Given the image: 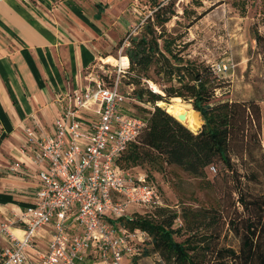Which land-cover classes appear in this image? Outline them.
Segmentation results:
<instances>
[{
  "label": "trees",
  "instance_id": "16d2710c",
  "mask_svg": "<svg viewBox=\"0 0 264 264\" xmlns=\"http://www.w3.org/2000/svg\"><path fill=\"white\" fill-rule=\"evenodd\" d=\"M159 9L127 38L123 51L129 62L124 79L132 89L126 95L138 103L146 97L152 110L141 109L144 117L131 114L143 119L146 128L117 164L151 172L176 167L204 181L208 189L215 187L221 171L209 181L207 169L222 166V200L205 208L182 207L179 212L166 205L134 211L132 221L120 223L146 232L149 241L140 247V256L148 254L149 245L164 264H264V195H254L248 187L249 182L260 183L251 163L257 167L255 151L264 157V102L221 99L218 75L205 63L183 56L186 46L177 45L181 36L165 29L171 16ZM255 40L260 46L261 37L256 35ZM149 82L161 93L141 87ZM171 99L191 105L202 121L199 131L189 130L156 105L170 104ZM259 167L264 170V159Z\"/></svg>",
  "mask_w": 264,
  "mask_h": 264
},
{
  "label": "built area",
  "instance_id": "2783aa9c",
  "mask_svg": "<svg viewBox=\"0 0 264 264\" xmlns=\"http://www.w3.org/2000/svg\"><path fill=\"white\" fill-rule=\"evenodd\" d=\"M121 59L111 82L102 62L101 74L95 66L84 72L83 89L57 99L62 107L52 134L36 125L21 128L22 164L38 187L30 205L0 223L8 242L0 264H125L149 241L146 232L120 223L132 221L134 211L164 207L145 173L117 164L146 128L143 119L124 112L134 100L120 90L129 67ZM15 225L23 227L22 238L11 232Z\"/></svg>",
  "mask_w": 264,
  "mask_h": 264
},
{
  "label": "crops",
  "instance_id": "0c3cea01",
  "mask_svg": "<svg viewBox=\"0 0 264 264\" xmlns=\"http://www.w3.org/2000/svg\"><path fill=\"white\" fill-rule=\"evenodd\" d=\"M138 2L0 0V223L30 205L38 187L22 164L21 128L53 133L62 107L57 99L83 89L84 72L97 65L102 51L144 22ZM11 232L22 238L23 227ZM7 244L0 236V250Z\"/></svg>",
  "mask_w": 264,
  "mask_h": 264
},
{
  "label": "rangeland",
  "instance_id": "374dc122",
  "mask_svg": "<svg viewBox=\"0 0 264 264\" xmlns=\"http://www.w3.org/2000/svg\"><path fill=\"white\" fill-rule=\"evenodd\" d=\"M136 7L139 11L138 19L144 20L143 26L159 8V12L164 13V16H171L170 21L165 24V29L169 33L181 36L177 45L186 46L183 52L185 58L203 62L215 70L223 84V89L220 91L221 99L252 100L262 105L264 102V0H139ZM183 10H186V13H183ZM171 12L174 15H171ZM198 16L201 18L195 20ZM138 19L136 26L140 22ZM136 28L131 29L130 36L136 35L142 26ZM256 35L261 37L260 46L255 40ZM126 39L127 36H124L111 48L104 49L101 59L95 63L97 65L94 71L101 74L102 70L98 68L104 62L102 60L107 57L113 59L104 62L103 66V71L110 77L109 82L112 81L117 70L115 66L117 63L113 61L119 63V58L125 57L123 51L128 43ZM119 42H122L121 46ZM150 85L155 86L159 91V87L150 82L143 83L141 87L153 91ZM129 89L126 78L121 79L122 93L129 94ZM145 100L146 97L140 103L127 101L124 105L125 113L139 117L146 116L145 112L140 110H152V105ZM179 100L171 99L169 103L190 105ZM197 116L201 119L199 115ZM253 156L257 167L251 163V168L258 172L256 176L260 178V183L249 182V191L254 195H264V170L259 167L264 157L256 151L253 152ZM235 162L239 171L243 173L239 162ZM214 170L207 169L209 181H212L219 171L221 175L212 189L206 188L204 181L193 178L176 167H164L162 172H151L149 168H135L134 173L151 172L150 178L155 182L163 204L179 212L182 207L205 208L211 204L216 205L222 200L224 170L218 165L214 166ZM177 224L179 225L178 222ZM232 244L236 245L234 241ZM146 247L147 255L142 254L134 261L127 259L125 264H164L152 251L151 246ZM92 259L88 263H91Z\"/></svg>",
  "mask_w": 264,
  "mask_h": 264
},
{
  "label": "bare ground",
  "instance_id": "6f19581e",
  "mask_svg": "<svg viewBox=\"0 0 264 264\" xmlns=\"http://www.w3.org/2000/svg\"><path fill=\"white\" fill-rule=\"evenodd\" d=\"M110 60H113V59H110L108 57V58L104 59L103 61L109 62ZM120 61L122 64L127 65V63H128V59L126 57H122V59ZM113 63H117V61H113ZM150 88L153 90V92L160 93V91H158L155 86L150 85ZM156 105L160 106V107L166 105L168 108L167 113H169L170 115H172L174 117H177V115H179V114H183L184 120H182L180 122L191 131H196L197 128H199V126L201 124V121H200L201 119H199L197 114L192 110L191 105L174 104V103L165 104L163 102H157Z\"/></svg>",
  "mask_w": 264,
  "mask_h": 264
},
{
  "label": "water",
  "instance_id": "95a60500",
  "mask_svg": "<svg viewBox=\"0 0 264 264\" xmlns=\"http://www.w3.org/2000/svg\"><path fill=\"white\" fill-rule=\"evenodd\" d=\"M158 107H160V106H158ZM161 109H163L164 111H166V113H167V106L165 105V106H162V107H160ZM169 114V113H168ZM170 115V114H169ZM172 116V115H171ZM173 118H175L178 122H180V121H182V120H184V115L183 114H179V115H177V117H174V116H172ZM181 123V122H180ZM201 126H202V123L200 124V126H199V128H197V130L196 131H193V132H197V131H199L200 130V128H201Z\"/></svg>",
  "mask_w": 264,
  "mask_h": 264
}]
</instances>
